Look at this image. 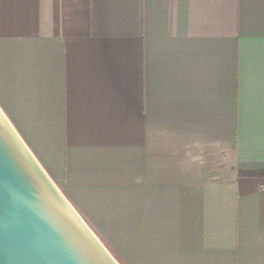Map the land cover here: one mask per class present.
<instances>
[{"label":"crops","instance_id":"crops-1","mask_svg":"<svg viewBox=\"0 0 264 264\" xmlns=\"http://www.w3.org/2000/svg\"><path fill=\"white\" fill-rule=\"evenodd\" d=\"M0 106L138 264H264V0H0Z\"/></svg>","mask_w":264,"mask_h":264},{"label":"water","instance_id":"water-1","mask_svg":"<svg viewBox=\"0 0 264 264\" xmlns=\"http://www.w3.org/2000/svg\"><path fill=\"white\" fill-rule=\"evenodd\" d=\"M0 264H121L1 106Z\"/></svg>","mask_w":264,"mask_h":264},{"label":"rangeland","instance_id":"rangeland-1","mask_svg":"<svg viewBox=\"0 0 264 264\" xmlns=\"http://www.w3.org/2000/svg\"><path fill=\"white\" fill-rule=\"evenodd\" d=\"M92 229L121 264H138L137 251L131 250L129 244L113 241L112 238L117 237L108 235L104 226H93Z\"/></svg>","mask_w":264,"mask_h":264},{"label":"trees","instance_id":"trees-1","mask_svg":"<svg viewBox=\"0 0 264 264\" xmlns=\"http://www.w3.org/2000/svg\"><path fill=\"white\" fill-rule=\"evenodd\" d=\"M264 174V173H263Z\"/></svg>","mask_w":264,"mask_h":264}]
</instances>
